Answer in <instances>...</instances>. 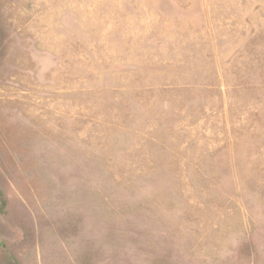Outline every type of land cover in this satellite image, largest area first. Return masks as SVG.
Listing matches in <instances>:
<instances>
[{
    "label": "rangeland",
    "instance_id": "1",
    "mask_svg": "<svg viewBox=\"0 0 264 264\" xmlns=\"http://www.w3.org/2000/svg\"><path fill=\"white\" fill-rule=\"evenodd\" d=\"M0 264H264V0H0Z\"/></svg>",
    "mask_w": 264,
    "mask_h": 264
}]
</instances>
